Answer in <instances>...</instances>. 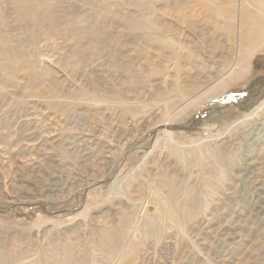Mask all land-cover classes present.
Segmentation results:
<instances>
[{"label": "rangeland", "instance_id": "1", "mask_svg": "<svg viewBox=\"0 0 264 264\" xmlns=\"http://www.w3.org/2000/svg\"><path fill=\"white\" fill-rule=\"evenodd\" d=\"M264 0H0V264H264Z\"/></svg>", "mask_w": 264, "mask_h": 264}, {"label": "bare ground", "instance_id": "2", "mask_svg": "<svg viewBox=\"0 0 264 264\" xmlns=\"http://www.w3.org/2000/svg\"><path fill=\"white\" fill-rule=\"evenodd\" d=\"M248 34H249L248 38L251 40L254 39V37H256V38L258 37V38L264 40L263 26L251 28V31H249Z\"/></svg>", "mask_w": 264, "mask_h": 264}]
</instances>
